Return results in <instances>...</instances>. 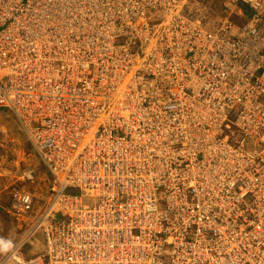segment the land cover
I'll return each mask as SVG.
<instances>
[{
    "label": "built area",
    "instance_id": "built-area-1",
    "mask_svg": "<svg viewBox=\"0 0 264 264\" xmlns=\"http://www.w3.org/2000/svg\"><path fill=\"white\" fill-rule=\"evenodd\" d=\"M187 1L0 0V109L51 176L0 264H264V0Z\"/></svg>",
    "mask_w": 264,
    "mask_h": 264
},
{
    "label": "rangeland",
    "instance_id": "rangeland-1",
    "mask_svg": "<svg viewBox=\"0 0 264 264\" xmlns=\"http://www.w3.org/2000/svg\"><path fill=\"white\" fill-rule=\"evenodd\" d=\"M219 3V0L187 1L189 9L197 8L208 15H214L218 11ZM27 167L34 170L32 180L22 178V171ZM50 182V174L30 144L17 118L7 110L0 109V260L10 254L28 225V219L16 217L9 210L11 190L24 187L37 196V204H40L39 202L50 194ZM88 200L90 206L96 205L95 200ZM40 237V234L32 237L25 243L21 253L25 256L39 252L42 249Z\"/></svg>",
    "mask_w": 264,
    "mask_h": 264
},
{
    "label": "bare ground",
    "instance_id": "bare-ground-1",
    "mask_svg": "<svg viewBox=\"0 0 264 264\" xmlns=\"http://www.w3.org/2000/svg\"><path fill=\"white\" fill-rule=\"evenodd\" d=\"M195 43L196 44H199V42L198 41H195ZM160 49L161 48H159V47H157V46H155L154 47V49H153V55L156 57L157 55H160ZM163 53L165 54V56L166 57H169L170 58V55H169V53L167 52V50H163ZM198 72L200 73L201 72V70L200 69H198ZM194 77H197V75L196 74H194ZM192 85H197V84H192ZM18 120V119H17ZM18 122H19V124L21 125V126H27V125H25V123H23L22 121H20V120H18Z\"/></svg>",
    "mask_w": 264,
    "mask_h": 264
},
{
    "label": "water",
    "instance_id": "water-1",
    "mask_svg": "<svg viewBox=\"0 0 264 264\" xmlns=\"http://www.w3.org/2000/svg\"><path fill=\"white\" fill-rule=\"evenodd\" d=\"M244 6V5H243ZM245 11L247 12V13H249V9L248 8H245Z\"/></svg>",
    "mask_w": 264,
    "mask_h": 264
}]
</instances>
